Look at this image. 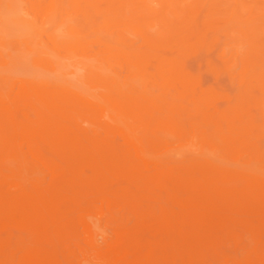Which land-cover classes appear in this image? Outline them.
Wrapping results in <instances>:
<instances>
[{
  "label": "rangeland",
  "instance_id": "rangeland-1",
  "mask_svg": "<svg viewBox=\"0 0 264 264\" xmlns=\"http://www.w3.org/2000/svg\"><path fill=\"white\" fill-rule=\"evenodd\" d=\"M0 1H4V2H0V14H2L0 15V21L3 22L2 23L3 25L7 24V21L11 22L12 29L17 31V32H14V30H12L14 34L10 32L12 34L7 35L8 36V37L6 36L7 38L5 37L6 39H8L9 37L11 39L8 41H6L5 39V42H4V44L6 43L5 46L8 43V47L11 48L13 47V44L15 43L16 45L20 46L21 45L20 43L25 42L24 44L22 43L24 46L23 45L20 46V49L21 47H23L24 50L21 49L18 51L19 47L15 45L13 47L14 49L13 48L11 50L9 48H8L9 50L5 49L7 52H9L7 53V52H4L5 50L1 51L2 49L0 48V52H2L3 54V55H0V56H3L1 57V59H4V60L0 59L1 60L0 61V78H1L0 80H3L4 77L6 76L12 77L13 75H16L17 73L16 76H13L14 80L12 77L11 84L9 85L10 88L8 86V90L4 92L5 94L4 93L0 94V117H2L1 114H3L4 115L3 117H5L7 120L9 119L10 123L15 122V121L18 123L20 121L18 128L16 129V132H15L16 137L12 141V143L15 146L16 144H18L16 147L20 153L23 151L21 153V158H20L21 161L23 159L22 161L23 164L21 163L17 166V169L19 168L18 171L20 172L15 171L16 172L15 173L12 171H5L3 174L0 175V182L3 185H5L6 182L22 175L23 173H24L23 176L29 178L31 181L37 180L40 183H47L50 181L49 171L46 170L43 162L40 159H37L36 157L32 155V153L30 152V148L28 146V142L24 140L23 135H22V132H24V128L26 127V124L24 123L27 120L26 118H23V117H27L28 113L22 112L20 114L17 113V115H15L16 114L15 111L17 110L16 108L18 107V104L20 103L19 96L16 95L15 97V94H18L20 88L22 89L23 87L24 88L31 87L33 89H38V90L39 89L48 90L51 87L54 88L56 85L57 86L61 85L66 80L74 81V80H77L78 78L84 79V83H86L85 84L86 86L93 79V74H94L93 71L94 72L98 71L100 74H104L107 84L109 83L105 87L104 86L101 87L102 95L104 94L105 97L106 96L109 97V94H113L112 96H116V95H119V93H121L123 89H125L128 92L129 91L132 93L134 92L133 94L136 95V98L140 99L139 102L142 103L143 105L135 107L131 112H128L126 115L124 114L120 116H118L117 110H112L113 112L111 111L110 113L114 116L113 118L109 119L112 123L109 120H106V122H104L103 119L101 118H95L97 115V112L93 108H92L93 110L91 108L90 109L88 108V110H84L86 112L85 114L69 111L68 114L72 122L73 121L75 122V127L82 126L86 129L89 128L88 129L89 133L93 134L97 141L103 144L106 149L112 150L116 154L113 157L104 156L100 159H97V158L91 159L87 162V164H98L99 163L102 166L105 165L110 168L113 167L115 175L119 177L120 180L126 181L127 179H130L131 177L133 180H135L136 178L140 177L141 174L145 173V170L141 167L140 160L130 150L131 149L130 146L122 138H120L119 133L115 131V127L122 126V128H124V126L130 125L132 128L135 129V131L138 133L139 136L143 135L146 137V149H147L146 150L147 151L146 153V166H147L146 167V170H147L146 177H148L146 178L147 179L146 180V185H147L146 186V202H144V200H135L134 202L128 201L127 204L121 202L119 204L112 206V210L110 211L111 212L113 211L112 212L113 214L115 215L117 214L116 216L119 219H122L126 224H129L130 226L134 225L133 218L136 215V212L138 209H140V211L144 209H148L146 210V220L150 221L149 223H152L155 225L161 220L163 216V212H167L169 215H173L175 217L176 223L177 221L178 222L181 221L182 217L190 209L191 210L194 209V211L196 209L199 210V211L197 210L195 211L197 214L202 211L201 212L202 215H205V212H206V215H209L208 211L210 214H213L214 212L215 214L216 213L223 214L226 219L222 218L220 222H221V225H223V227L224 226L226 227V228L224 227L226 230L225 229H224L225 231L222 230V233L221 232L219 233L217 240L213 241V242H216V244L213 243L211 246L208 247L207 252H209L210 255L209 253L207 254V257L204 259L205 263L203 261V264H207V262L208 264H212V261H213V264H240V263L245 264V260L247 256L249 255L254 256L252 258V264H260L261 262H258V260L255 258L256 256L255 253H257L256 252L257 244H260V247L262 246L264 247V228H263L264 218H262V216L264 215V211H263L264 210V200H263L264 199V181H262L264 180V177L261 176V174L264 173V168H263L264 167V155H263L264 154V139L260 140L262 137L264 138L263 136L264 135V127H263L264 126L263 125L264 124V113H262L264 112V97H263L264 96V60H263L264 59V44H263L264 43V0H203L204 2H202V4H200L202 0H183V1L175 0V2L174 0H162V3H161V0H149V1L148 0H141V1L135 0L136 2L140 1V3H138L139 5H137L135 1H134L135 3H132L133 0H127V2L126 0H124V2L123 0H108L107 3H106L107 0H103L105 5L102 2V0H98V1L97 0L96 1L94 0H57V1L53 0L54 5L50 9H49V5L51 3V0H33V2L37 1L35 7L30 5L31 0H18V2H20L19 4L16 0H0ZM192 1H194L193 4H190L192 3ZM199 1L200 3H197ZM93 2H95V4H93ZM206 2H208L209 4ZM170 3L171 5H169ZM188 3L189 5H187ZM121 4L123 6H121ZM99 5H100V8H99ZM120 7H121V11L119 12ZM18 8H20L21 10ZM125 8L127 10H125ZM183 8H185L186 12H184ZM57 9L60 11V13ZM142 10L144 11V13L142 12ZM167 10L169 11V14ZM129 12L133 18L128 14ZM177 12L178 13L183 12L181 13L183 16H181L180 14H177ZM92 13H95V14L92 15ZM121 13L123 17H121ZM133 13L135 16L133 15ZM116 14H118V16ZM144 14H146V16ZM128 15L130 16L131 19L128 18L129 17ZM34 16H38L39 19L37 18L36 20V17L34 18ZM41 16H44L43 17L44 19H42ZM95 16L97 17V19L95 18ZM180 16L181 18H179ZM142 17H145L143 19L146 21L138 22L140 19L142 20ZM166 17L171 18V19L173 18L172 20L170 19L173 25L170 24V22H168L169 20ZM46 18H50V19L52 18V19L51 20L48 19L49 20L48 21L46 20ZM232 18L234 19L232 20ZM84 19L86 20V22H84L85 21ZM177 19H180V21L178 20L179 21L178 22ZM149 20H152V21L147 23V21ZM230 20H231V23L232 21L233 23L236 22V24H233L234 28L232 27ZM78 22H80L81 24ZM167 22L170 24V26L169 24H167ZM48 23H50L48 27H45ZM84 23H86L87 26ZM78 24L80 25V27ZM26 25H28V27L30 28H28ZM51 25L53 26L52 30H50L52 28ZM149 25L151 26V28ZM19 26H22V28ZM225 26H227V28ZM140 27H143V28L145 27L146 29L145 28L144 29L146 31H144L143 28L140 29ZM153 27H155V29H153ZM165 27H168V28L165 29ZM170 27L173 31H171V29L169 30ZM229 27H232V29ZM74 28H76V30H73ZM149 29L152 30L153 32H151ZM32 30H35V33L34 31L33 33H31ZM161 30L163 31L162 33H161ZM177 30L179 31L177 32ZM46 31H48L47 35L44 34ZM120 31L123 33V36L121 33H119ZM115 32H118V34H115ZM30 33L31 35H34L35 38L32 39L33 36H31ZM161 34L162 35L164 34V36H162ZM231 34H234L233 37L236 36V38H232ZM229 35L230 37H228ZM63 36H66V37H63ZM60 37H63V38H60ZM114 37H115V40H114ZM118 39L120 40L118 41ZM150 39L153 43H155V45H159L160 47L159 46L156 47L150 41ZM187 39H190V40H187ZM234 39L237 41L235 42ZM257 39H260V40L257 41ZM51 40L56 44L55 46L52 44ZM111 40H114V41L117 40V41L114 42ZM255 40L257 43H259L260 46L257 45ZM98 41H101V42H98ZM184 41L186 43H184ZM17 42L19 44H17ZM117 42H120V43H117ZM50 43H51V46H50ZM105 45L107 47L106 48L107 50L105 49ZM124 45H126V47ZM38 46L40 50L39 49L37 50ZM17 47L18 49H16ZM145 47L152 50V52L147 49L144 50ZM129 48H132V49H129ZM156 50L158 51L163 50L164 54L161 52H157ZM252 51H254L255 53ZM54 52L56 54H54ZM231 52H233V55H231L232 54ZM5 54L8 55V57ZM50 54L51 55L53 54L55 56L54 57L55 59L53 58V55L51 58ZM28 56H30V59ZM82 56H83V59H82ZM241 56H243L244 58L243 57L241 58ZM254 56L256 59L254 58ZM163 57H164V60L162 59ZM20 58L21 60H19ZM85 59H87L88 62ZM166 59H168V62H166ZM226 59L227 61L230 60V62H227ZM242 59L244 60L246 59V61ZM8 61H11V62H8ZM51 61H56L54 66L52 65ZM255 61L256 63H254ZM15 62L18 64H16ZM234 63L236 65H234ZM244 65H246L245 68H244ZM168 66L169 67L171 66V67L169 68ZM96 68H99V69H96ZM54 69L56 71L53 72ZM226 69L227 70L229 69V70L227 71ZM76 70L77 72H75ZM62 72L67 73V78H65V75L61 74ZM253 72H254V75L252 74ZM40 74H41V77H47V79L39 77ZM48 75L54 76V78L51 79L50 78L51 76L49 77ZM70 75L72 76L70 77ZM170 75L173 77H170ZM181 75H182V78H181ZM255 75L257 78L254 77ZM258 76L259 77L262 76L261 77L262 79L259 80L260 78ZM49 78L53 81H50ZM167 78L168 80H165ZM247 78L249 80H247ZM60 79H61V82H60ZM180 79L182 82H180ZM192 79H196L197 81L196 80L193 81ZM257 79H258V82H260L261 84L256 82ZM55 80H59L57 81L58 83L55 82ZM186 80L188 82H185ZM189 80L191 84H189ZM183 82L186 84L184 85ZM27 84L29 87L27 86ZM168 84L170 87L166 86ZM194 85L196 86V88ZM88 86L89 85H87V87ZM165 87H169V88L167 89ZM192 87H193L192 89L193 91L190 90V88ZM135 89L138 91H136ZM185 89H188L191 92L188 90L186 91ZM108 90H112L114 93L112 91H110L111 92L110 93ZM208 91H210V93ZM193 92H195V94ZM214 92H216L217 94H215ZM189 93L190 95H188ZM197 93H198V97L201 100L198 97L197 98L195 97L197 96L196 95ZM205 95L209 96L207 97L208 101L204 99L206 97ZM172 99L177 100V101L179 100V102L185 101L184 103L186 104L183 105V102L182 103L178 102L179 104H181L179 105L177 101L175 103V101L173 102ZM195 99H198L199 101L198 100L195 101ZM119 101L117 103H119ZM204 101L206 102L204 103V105L207 106V109H206V106H203ZM161 103H164L165 105ZM156 104L159 105L158 107L160 109H158ZM190 104L191 105L193 104L192 107ZM211 104L214 105V107L215 106L216 107L214 108ZM174 105L178 106L179 108L175 107ZM149 108H151L150 111H149ZM152 108L153 109L155 108V110H153ZM253 108L254 110H252ZM185 109H187V111ZM216 110L217 111L220 110L221 115L219 114V111L217 113L219 115H217ZM240 110L244 112H241ZM245 111H248V112L245 113ZM250 111L252 112V115H251L252 119L249 116L251 113ZM242 113L243 114L245 113L244 117L243 115L241 116ZM142 114H146V118H147L146 124H141L140 121L136 120L137 116H140ZM155 114L157 115V117ZM161 114H162V117H161ZM177 115L179 116V119H177L178 118ZM199 115L202 117H200ZM212 116H214L216 119L214 120V117L211 119ZM87 117L98 120V121H102V123L98 126L99 129L96 128V130H94L95 129L94 126L91 125L92 123L87 120ZM190 117L193 119H197V121L193 119L189 121ZM236 117H238V119H235ZM152 120L155 121V123L154 122L152 123ZM182 120L183 121L185 120V121L180 123L179 121H182ZM186 120H188L187 121L188 124L186 123ZM243 120L249 123L248 128L245 127L247 125L246 123L242 124L244 123ZM218 121L222 123L225 122V123L221 125V123ZM69 122L71 121L69 120L67 123L61 122V124L60 122L59 123L54 122L53 125L47 128L49 130L46 129V131H44L42 135L43 137L45 136L44 140L46 141V142L43 141L46 145L45 144L42 145L43 146L42 149L44 150V152L51 148H54L55 146L62 147L63 145L67 143L66 137L69 134H71L70 128L74 127V125L71 126V124L73 123H69ZM202 122H204V124ZM55 123L58 125L56 126ZM135 124L137 125L135 126ZM212 124H214L216 128H214ZM225 124H226V127L224 126ZM184 125H187V126H184ZM237 125L238 127H236ZM196 126L198 128H196ZM210 127H212V130H214L215 133L214 131L210 129ZM242 128H244V130ZM20 129L23 131L20 132ZM185 130H187L188 133ZM178 131L180 132L182 131V132L180 133ZM184 131L186 132V134ZM200 131H202L203 133ZM241 132L243 136H241L240 134ZM248 132L250 134H248ZM244 133H246L248 136L246 135L244 136ZM48 135L50 136V138L47 137ZM187 136H189L190 138ZM195 136L196 138H194ZM235 137H237V139H235ZM251 137H253V139ZM197 138L199 141L197 140ZM218 138L221 140H219ZM222 138H224L225 140ZM249 138L251 139V141ZM120 139H121L122 144H120L119 142ZM242 139H243V142H242ZM52 140L54 142H52ZM184 140L186 141V143ZM148 141H151V144L155 142L153 145L154 146L153 148L155 150H153V148L151 149L152 146L150 145ZM212 141L215 142V144ZM232 141H235V143L237 144L239 143V141H241L242 144L239 143L238 145H236V144H233ZM50 142L52 143V145L54 144L55 146L53 145L52 147L50 145L51 144ZM144 142L145 141H143V143ZM59 143L60 145H58ZM147 143L149 145H147ZM157 143H158V146L157 148H155ZM118 144H120L121 147L123 146L122 149L120 145L118 146ZM48 145L50 146V148L48 147ZM192 145H195L196 147L193 146L194 147L193 148ZM198 145H199V148H197ZM124 146L127 148H125ZM214 147H217V148H214ZM118 148L120 149L121 152L119 151ZM191 148L195 151H193ZM227 148L228 150L226 151ZM203 149H206V150H203ZM152 150L155 153H153ZM207 150L208 152H206ZM220 150L224 151V153H222V151ZM157 152L159 155L157 154ZM161 152H164V153H161ZM195 152H197L199 155L195 154ZM227 152H229V154ZM252 152L254 153V155ZM173 153L177 154V156H175ZM147 154L151 155V157L150 156L148 157ZM153 154L154 156H152ZM214 154H216L218 157H216V155ZM168 155L169 157H167ZM202 155L204 156L207 155L208 157L207 156L203 157ZM249 155H251L250 159H249ZM247 157L249 161L246 160ZM126 158H129V160ZM184 158H186L187 160ZM216 159L218 161L215 162ZM194 160L197 162L193 163L195 162ZM204 160L207 162V164ZM135 161L137 162L134 163ZM181 161L186 164L182 163ZM202 162H203V165H202ZM218 162H222V163L219 164ZM204 164H205V167H204ZM132 165H134V168H132L133 167ZM154 165H158V167L157 166L155 167ZM260 165H263V167ZM257 166L259 167V171L257 170L258 169ZM20 167H22L23 169ZM136 167L138 168L136 169ZM247 167L250 169H248ZM174 168L176 172L173 170ZM156 169L158 170L160 169V171L163 172L162 184L160 185L159 184L155 185L153 183V180H151L155 178L158 172V170ZM251 169H253V172ZM260 169L263 171V173L262 171H260ZM126 170L127 171L129 170V171L127 172ZM223 170L225 172H223ZM149 171L151 174H148ZM186 171L188 174L190 172H192V174L191 173L190 175L185 174ZM242 172L244 174H242ZM195 173L196 175H193ZM34 174L36 176H34ZM169 174H171L170 178L172 179H169ZM129 175L131 177H129ZM176 175L179 177H177ZM201 175L203 176L201 177ZM189 178L190 179L192 178V179L189 180ZM230 178L232 179L231 181L229 180ZM186 179L187 181H185ZM166 180L173 185L170 184L171 185L170 186ZM148 181L152 183L150 184L148 183L149 184L148 185L147 184ZM184 181L186 183L187 182H190V183L186 184ZM219 181L220 182L222 181L223 184L225 183V185H223ZM176 182H179V183H176ZM209 182H211V184H209ZM164 183H168V184H164ZM184 184L189 185V186L186 187V185ZM196 184H198L199 187H197ZM76 186H77V189H82L83 185L81 184V182H78L74 185L75 188ZM5 188L8 191L12 190L10 186L8 185H5ZM187 188H188V191L186 190ZM121 190L126 193L127 191H129V188L126 187V185H124L121 187ZM128 194L131 196L130 192H128ZM187 194H189L191 197ZM259 194L261 195L262 200ZM201 196H203L204 200L201 198ZM135 197L136 195H134L131 200H133ZM192 197L195 199H193ZM150 198L152 199L154 198L153 201L155 202H151L152 199ZM208 198H212V199L209 200ZM92 200H94L93 204L98 209L99 208L102 209L103 212L109 211L108 206L104 204L101 199L92 198ZM196 200L198 202H195ZM257 200H259V202L261 203H259ZM147 201H149L150 203ZM209 201L212 204V206L209 203ZM203 202H204V205L206 206L202 204ZM239 202L242 204V206L245 205L244 206L245 208L242 207L241 205H239L240 206L239 208L238 207V204H240ZM196 203L199 205L196 206ZM145 204L147 208L144 207ZM164 204H166L167 206H165ZM259 204L263 208L256 207V206H259ZM149 205L151 208L149 207ZM200 205L203 206L207 211L205 209L204 210L200 209L201 208ZM209 205L214 209L210 208ZM214 205L216 206V210H215V207H213ZM234 205L236 207H234ZM125 210L128 212V214L127 212H125ZM153 210L155 212H153ZM210 210L212 211L210 212ZM218 210L221 212H219ZM230 211L236 212V213L231 214ZM238 212H240L241 214L244 213V215H241ZM245 213L247 214L245 215ZM201 214L199 215L201 216ZM255 214H257V216ZM94 215L97 220L99 219L103 222L104 225L106 224V217L98 214L100 216L99 218L97 214H94ZM232 215L235 217H233ZM252 220H255V221H252ZM256 221L258 223L260 222V224L263 223V225L261 224L263 227L259 226L260 228H258L259 224ZM227 222L228 224H231L232 228L234 227L236 229L234 228L232 229L230 225L229 226L226 225ZM245 222H248V223L250 222L249 223L250 226L248 223H245ZM241 223L243 224L245 223V224L243 225ZM252 223L255 224L256 226H254ZM184 225L188 230L193 229V223L187 222V223H184ZM202 225L203 226L205 225L204 222L201 224V226ZM107 226H108L107 227L108 232L112 233V226L109 224ZM191 226L192 228H189ZM203 228L207 229L206 226H204ZM157 231H158V228H156V226L147 225L146 229L144 230V235H146L147 238H150V236L152 238L154 234H156ZM229 231H231V233H229ZM235 232L236 233L238 232L239 234H236ZM14 233H16L15 230H14ZM223 234H225L226 236ZM226 237L228 239H225ZM239 239L241 241H239ZM244 243H247V244L249 243L248 247H247V244H244ZM224 244H225V247H224ZM229 244L231 247L229 246ZM79 246H85V244H84L81 234H79V231H78V234L76 235V237H74L72 240L69 241V247H70V250L74 254H78ZM223 248L225 249L223 250ZM226 252L228 253V256ZM189 259H190V253L188 251H181L176 254L170 255V257L168 258V263L169 264H190ZM93 261L98 264L100 263L98 259H93Z\"/></svg>",
  "mask_w": 264,
  "mask_h": 264
},
{
  "label": "bare ground",
  "instance_id": "bare-ground-1",
  "mask_svg": "<svg viewBox=\"0 0 264 264\" xmlns=\"http://www.w3.org/2000/svg\"><path fill=\"white\" fill-rule=\"evenodd\" d=\"M18 2V0H16ZM57 1V0H56ZM96 1V0H94ZM98 1V0H97ZM135 0H133L132 3ZM141 1V0H140ZM136 2L137 5H139ZM149 1V0H148ZM183 1V0H182ZM0 2H4V1H0ZM15 2V1H14ZM37 2V1H36ZM36 2L33 0H31V6L35 7L36 6ZM65 2V1H64ZM103 2V0H102ZM108 2V0L106 1V3ZM124 2V0H123ZM127 2V0H126ZM166 2V1H165ZM173 2V1H171ZM175 2V0H174ZM194 1H192L193 4ZM196 2V1H195ZM202 2H204L203 0L197 3L202 4ZM20 2H18L19 4ZM88 3V2H87ZM98 3V2H96ZM104 3V2H103ZM102 3V4H103ZM119 3V1H118ZM162 3V0H161ZM177 3V2H176ZM189 3L187 5H189ZM208 3V2H206ZM67 4V3H65ZM64 4V5H65ZM89 4V3H88ZM93 4H95V2H93ZM123 4V3H122ZM121 4V6H123ZM126 4V3H125ZM209 4V3H208ZM238 4V3H236ZM21 5V4H20ZM54 5V1L51 0V3L49 5V9L51 7H53ZM60 5V4H59ZM58 5V7H59ZM87 5V4H86ZM101 5V4H100ZM99 5V8H100ZM105 5V3H104ZM108 5V4H107ZM134 5V4H133ZM132 5V6H133ZM171 5V3L169 4ZM178 5V4H177ZM199 5V4H198ZM81 6V5H80ZM85 6V5H84ZM96 6V5H95ZM128 6V5H127ZM181 6V5H180ZM186 6V5H184ZM20 7V6H19ZM22 7V6H21ZM68 7V6H67ZM91 7V6H90ZM93 7V5H92ZM104 7V6H103ZM109 7V6H108ZM126 7V6H125ZM170 7V6H169ZM168 7V8H169ZM2 8V7H1ZM26 8V7H25ZM63 8V7H62ZM102 8V7H101ZM110 8V7H109ZM119 8V7H118ZM124 8V7H122ZM127 8V7H126ZM125 8V10H127ZM182 8V7H181ZM3 9V8H2ZM20 9V8H18ZM84 9V8H83ZM106 9V8H105ZM137 9V8H136ZM184 12L185 11V8ZM211 9V8H210ZM21 10V9H20ZM58 10V9H57ZM101 10V9H99ZM112 10V9H111ZM124 10V9H122ZM237 10V8H236ZM235 10V12H236ZM11 11V10H10ZM17 11V10H16ZM59 11V10H58ZM92 11V10H90ZM89 11V12H90ZM117 11V10H116ZM121 11V7L119 12ZM130 11V10H128ZM132 11V10H131ZM168 11V10H167ZM4 12V11H3ZM94 12V11H92ZM113 12V11H111ZM123 12V11H122ZM127 12V11H126ZM125 12V13H126ZM142 12L144 13V11L142 10ZM141 12V13H142ZM146 12V11H145ZM165 12V11H163ZM172 12V11H171ZM212 12V11H211ZM210 12V13H211ZM47 13V12H46ZM60 13V11H59ZM107 13V12H105ZM142 13V14H143ZM173 13V12H172ZM181 13L183 12H177V14H180L181 16H183ZM209 13V11H208ZM12 14V13H11ZM48 14V13H47ZM95 13H92V15ZM104 14V13H103ZM102 14V16H103ZM130 15V12L128 13ZM169 14V11H168ZM212 14V13H211ZM235 14V13H234ZM233 14V15H234ZM2 15V14H0ZM44 15V14H43ZM90 15V14H89ZM106 15V14H105ZM111 15V14H110ZM118 16V14H116ZM125 15V14H123ZM127 15V14H126ZM128 15V16H129ZM134 15V13H133ZM146 16V14H144ZM143 15V16H144ZM209 15V14H208ZM5 16V15H4ZM27 16V15H26ZM29 16V15H28ZM91 16V15H90ZM131 16V15H130ZM130 16L128 18H130ZM135 16V15H134ZM172 16V15H171ZM181 16L179 18H181ZM202 16V15H201ZM31 17V16H30ZM36 17V20L38 18V16H34V18ZM42 19H44V16H41ZM48 17V16H47ZM88 17V16H87ZM86 17V18H87ZM107 17V16H106ZM121 17L122 13H121ZM132 17V16H131ZM168 17V16H167ZM166 17V18H167ZM3 18V17H2ZM95 18L97 19V17L95 16ZM101 18V17H100ZM133 18V17H132ZM135 18V17H134ZM137 18V17H136ZM139 18V16H138ZM142 17V20L140 19L138 22L141 21H146L144 20ZM176 18V17H175ZM39 19V18H38ZM50 18H46V20H48ZM52 19V18H51ZM50 19V20H51ZM83 19V18H82ZM81 19V20H82ZM91 19V18H90ZM127 19V18H126ZM131 19V18H130ZM129 19V20H130ZM151 19V18H149ZM170 22V24H172L171 18H167ZM171 19V20H170ZM234 18H232L233 20ZM33 20V19H32ZM80 20V19H79ZM85 20V19H84ZM83 20V21H84ZM104 20V19H103ZM125 20V19H124ZM153 20V19H152ZM152 20L147 21L150 22ZM156 20V19H155ZM165 20V19H164ZM180 21V19H177V21ZM49 21V20H48ZM56 21V20H55ZM54 21V22H55ZM82 21V22H83ZM101 21V20H99ZM136 21V20H135ZM163 21V20H161ZM178 21V22H179ZM235 21V20H234ZM86 22V20L84 21ZM88 22V21H87ZM155 22V21H154ZM160 22V21H159ZM167 22V24H169ZM228 22V20H227ZM240 22V21H239ZM3 22L0 21V48L2 49L1 51H4L5 49L7 50L8 47V43H7V48L4 44L5 39L8 37L7 35L9 34H14L15 31L14 29H12V23L7 21V24H2ZM52 23V22H51ZM80 23V22H78ZM165 23V22H164ZM231 23V20H230ZM50 23H48L45 27H48ZM66 24V23H65ZM64 24V25H65ZM81 24V23H80ZM86 25V23H84ZM144 24V22H143ZM155 24V23H154ZM166 24V25H167ZM169 24V26H170ZM233 24L231 23L232 27L234 28ZM29 25V24H28ZM28 25H26L28 27ZM79 25V24H78ZM77 25V26H78ZM90 25V24H89ZM157 25V24H156ZM173 25V24H172ZM52 26V25H51ZM50 26V27H51ZM87 26V25H86ZM141 26V25H140ZM150 26V25H149ZM168 26V27H169ZM228 26V25H227ZM227 26H225L227 28ZM230 26V25H229ZM18 27V26H17ZM22 28V26H19ZM25 27V26H24ZM26 27V29H27ZM55 27V26H54ZM80 27V25H79ZM85 27V26H84ZM89 27V26H88ZM96 27V26H95ZM168 27H165V29H167ZM176 27V26H175ZM232 27H229L232 29ZM236 27V26H235ZM30 28V27H28ZM91 28V27H90ZM103 28V27H102ZM143 27H140V29H142ZM145 28V27H144ZM143 28L144 31H146ZM149 28V27H148ZM151 28V26H150ZM177 28V27H176ZM225 28V30H226ZM238 28V27H237ZM244 28V26H243ZM32 29V28H31ZM53 29V26L50 30ZM126 29V28H125ZM128 29V28H127ZM153 29H155V27H153ZM164 29V27H163ZM171 29V27L169 28V30ZM180 29V27H179ZM12 30H14V32H12ZM49 30V31H50ZM61 30V29H60ZM73 30H76V28H74ZM120 30V29H119ZM123 30V29H122ZM150 30V29H149ZM247 30V29H246ZM25 31V30H24ZM35 33V30H32L31 33ZM66 31V30H65ZM125 31V30H124ZM129 31V30H128ZM142 31V32H144ZM148 31V30H147ZM151 32H153L152 30H150ZM149 31V32H150ZM166 31V30H165ZM171 31H173L171 29ZM176 31V30H175ZM179 30H177L178 32ZM228 31V30H227ZM12 32V33H10ZM83 32V31H82ZM155 32V31H154ZM163 31L161 30V33ZM176 32V33H177ZM236 32V31H235ZM246 32V31H245ZM249 32V31H248ZM30 33V35H31ZM74 33V32H73ZM71 33V34H73ZM85 33V32H84ZM83 33V34H84ZM104 33V32H102ZM119 33L122 34L123 33L120 31ZM129 33V32H128ZM132 33V32H131ZM134 33V32H133ZM180 33V32H179ZM45 35L48 34V31H46L44 33ZM111 34V32H110ZM115 34H118V32H115ZM140 34V33H139ZM144 34V33H143ZM16 35V34H15ZM96 35V34H95ZM94 35V36H95ZM131 35V34H130ZM136 35V34H135ZM134 35V36H135ZM162 35V34H161ZM178 35V34H177ZM234 34H231L232 38H236V36L233 37ZM260 35V34H259ZM7 36V37H6ZM28 36V35H27ZM33 38H35L34 35ZM98 36V35H97ZM125 36V35H124ZM128 36V35H127ZM132 36V35H131ZM164 36V34L162 35ZM261 36V35H260ZM263 36V35H262ZM6 37V38H5ZM24 37V36H22ZM66 37V36H63ZM60 37V38H63ZM100 37V36H99ZM133 37V36H132ZM227 37V36H226ZM230 37V35L228 36ZM17 38V37H16ZM137 38V37H136ZM14 39V38H12ZM20 39V38H19ZM22 39V38H21ZM102 39V38H101ZM113 39V38H112ZM131 39V38H130ZM143 39V38H142ZM145 39V38H144ZM152 39V38H151ZM150 39V41H151ZM231 39V38H230ZM11 40L10 37L8 39H6V41ZM84 40V39H83ZM115 40V37H114ZM111 40V41H114ZM120 39H118L119 41ZM146 40V39H145ZM184 40V39H183ZM190 40V39H187ZM185 40V41H187ZM235 40V39H234ZM260 39H257V41ZM17 41V40H16ZM52 41V40H51ZM57 41V40H56ZM92 41V40H91ZM117 41V40H116ZM114 41V42H116ZM128 41V40H127ZM184 41V43H186ZM229 41V40H228ZM237 40H235L236 42ZM12 42V41H11ZM22 42V41H20ZM29 42V41H28ZM101 42V41H98ZM134 42V41H133ZM152 42V41H151ZM256 42V40H255ZM10 43V42H9ZM14 43V42H13ZM23 43V42H22ZM22 43H20L21 45H23ZM31 43V42H30ZM29 43V44H30ZM120 43V42H117ZM132 43V42H131ZM153 43V42H152ZM257 43V42H256ZM12 44V43H11ZM17 44H19L17 42ZM52 44L55 46L56 44L52 41ZM115 44V43H114ZM155 45V43H153ZM264 44V43H263ZM10 45V44H9ZM16 45L13 44V47ZM20 45V46H21ZM31 45V44H30ZM46 45V44H45ZM44 45V46H45ZM257 45H259V43H257ZM12 46V45H11ZM18 46V45H16ZM18 47L16 49L21 50L23 49V47H21L20 49ZM24 46V45H23ZM51 46V43H50ZM103 46V45H102ZM121 46V45H119ZM126 47V45H124ZM156 47L159 45H155ZM176 46V45H175ZM260 46V45H259ZM9 48L10 50L13 48ZM53 47V46H52ZM160 47V46H159ZM257 47V46H256ZM59 48V47H58ZM106 45H105V49H106ZM8 49V50H9ZM14 49V48H13ZM40 50L39 46L37 48V50ZM132 49V48H129ZM134 49V48H133ZM136 49V48H135ZM143 49V48H141ZM150 50L149 48H144V50ZM162 49V48H161ZM239 49V48H238ZM4 52H7V51ZM24 50V49H23ZM22 50V52H23ZM59 50V49H58ZM107 50V49H106ZM233 50V49H231ZM252 50V49H251ZM17 51V50H16ZM14 51V52H16ZM27 51V50H25ZM32 51V50H31ZM42 51V50H41ZM152 52V50H150ZM154 51V49H153ZM157 52H161L164 54V51H158ZM163 51V52H162ZM171 51V50H170ZM235 51V50H234ZM255 51V49H254ZM252 51V52H254ZM3 52V53H4ZM13 52V51H12ZM21 52V53H22ZM114 52V50H113ZM148 52V51H147ZM166 52V50H165ZM251 52V51H250ZM9 53V52H7ZM34 53V52H33ZM32 53V54H33ZM73 53V52H72ZM172 53V52H171ZM170 53V54H171ZM233 55V52H231ZM255 53V52H254ZM27 54V53H26ZM31 54V53H30ZM54 54H56L54 52ZM107 54V53H106ZM169 54V52H168ZM0 55H3L2 52H0ZM6 55V54H5ZM13 55V54H12ZM51 55V54H50ZM53 55V54H52ZM51 55V58H52ZM8 57V55H6ZM36 56V55H35ZM47 56V54H46ZM230 56V55H229ZM3 56H0V59ZM5 57V58H7ZM30 59V56H28ZM55 56L53 55V58ZM243 56H241L242 58ZM17 58V57H16ZM15 58V59H16ZM63 58V57H61ZM67 58V56H66ZM70 58V57H69ZM166 58V57H165ZM230 58V57H228ZM240 58V57H239ZM238 58V59H239ZM244 58V57H243ZM255 58V56H254ZM262 58V57H261ZM260 58V59H261ZM18 59V58H17ZM28 59V58H27ZM28 59V60H29ZM55 59V58H54ZM83 59V56H82ZM93 59V58H91ZM164 60V57L162 58ZM256 59V58H255ZM4 60V59H1ZM0 60V61H1ZM8 60V59H7ZM21 60V58L19 59ZM59 60V59H58ZM65 60V59H63ZM68 60V59H67ZM73 60V59H72ZM87 62L88 60L85 59ZM244 60V59H242ZM258 60V59H257ZM264 60V59H263ZM26 61V60H25ZM62 61V59H61ZM180 61V60H178ZM227 61V59H226ZM235 61V60H234ZM246 61V59L244 60ZM243 61V62H244ZM11 62V61H8ZM29 62V61H28ZM52 65L54 66L56 61H51ZM166 62H168V59H166ZM227 62H230L227 61ZM248 62V61H247ZM16 63V62H15ZM237 63V62H236ZM245 63V62H244ZM256 63V61L254 62ZM18 64V63H16ZM15 64V65H16ZM167 64V63H166ZM247 64V63H246ZM13 65V64H12ZM63 65V64H62ZM174 65V64H173ZM234 65H236L234 63ZM99 66V65H98ZM167 66V65H166ZM172 66V65H171ZM170 66V67H171ZM228 66V65H227ZM69 67V66H68ZM169 67V66H168ZM169 67V68H170ZM215 67V66H214ZM213 67V68H214ZM225 67V66H224ZM233 67V65H232ZM246 67V65H244V68ZM262 67V66H261ZM231 68V67H230ZM242 68V67H241ZM243 68V70H244ZM253 68V67H251ZM263 68V67H262ZM40 69V68H39ZM99 69V68H96ZM152 69V68H151ZM168 69V68H167ZM233 69V68H232ZM231 69V71H232ZM78 70V68H77ZM77 70L75 72H77ZM150 70V69H149ZM170 70V69H169ZM215 70V69H214ZM227 70V69H226ZM225 70V71H226ZM229 70V69H228ZM227 70V71H228ZM56 71L55 69L53 70V72ZM67 71V70H66ZM104 71V70H103ZM239 71V70H238ZM4 72V71H3ZM45 72V71H44ZM92 72V71H91ZM93 79L87 84L89 85L87 87V85L85 86L86 83H84V79H77L74 81H69L66 80L64 81L61 85L59 86H55L54 88L51 87L48 90H38V89H33V88H20L18 94H15L19 96L20 98V103L18 104V107L15 109V115L20 114L22 112H27V117H23L26 118L27 120L25 121L24 124H26V129L24 128V132H22L23 130L20 129V132H22L23 138L24 140H26L28 142V146L30 148V152L32 153V155L34 157H36L37 159H40L43 164L44 167L46 168V170L49 171L50 173V181L47 183H40L39 181L35 180V181H31L29 178L23 176L22 175L6 182L5 185L10 186V188L12 189L11 191L6 190L5 185H3L0 182V264H98L96 262L93 261V259H98L99 260V264H169L168 263V258L170 257V255L176 254L178 252L181 251H188L190 253V264H203L204 259L207 257V254L209 252H207V249L209 246H211L213 243L216 244V242H213L214 240H217V237L219 235V233H222V230L225 231L226 227L224 228L223 225H221V220L222 218H225L223 214H218L215 212L213 214H210L208 211L209 215H202L201 212L200 213H196L194 209H190L187 211V213L182 217L181 221H177V223L175 222V217L173 215H169L167 212H163V216L161 218V220L155 225L152 223H149L150 221L146 220V210L148 209H144L141 210L138 209L136 212V215L134 216L133 220H134V225L130 226L129 224H126L122 219H119L115 214H113L110 210H112V206L119 204V203H126L128 201H132L134 202L135 200H144V202H146V153H147V149H146V137L145 136H139L138 133L135 131L134 128H132L130 125L129 126H124V128H122V126H116L115 127V131H117L119 133L120 138H122L129 146H130V150L134 153V155L140 160V165L141 167L145 170V173L141 174L140 177L136 178L135 180L132 179V177L129 175V177H131L130 179H127L126 181H122L119 179V177H117L114 173V168H110L108 166L105 165H100L98 164H87V162L91 159H100L104 156H111L113 157L115 154L114 151L112 150H108L104 147L103 144H101L99 141L96 140L95 136L91 133H89V128L86 129L82 126H78L75 127V122L70 119L69 116V111L70 112H75V113H82L85 114L86 112L84 110H88V108L90 109H95V111L97 112V115L95 118H101L103 119L104 122H106V120H109L110 118H113L114 115H112L110 112L112 110H117L118 116L120 115H126L128 112H131L135 107L141 106L143 105L142 103H140V99L136 98V95H134L132 92H128L127 90L123 89L121 91V93H119V95L116 96H112L113 94H109V97L103 94L102 95V90L101 87H105L107 84L106 82V78L104 76V74H100L98 71H93ZM170 73V72H169ZM168 73V74H169ZM239 73V72H237ZM5 74V73H3ZM2 74V75H3ZM7 74V73H6ZM61 74L65 75V78H67V73L66 72H62ZM171 74V73H170ZM242 74V72H241ZM254 75V72L252 73ZM13 75V74H12ZM11 75V76H12ZM17 75V73H16ZM13 75V76H16ZM174 75V74H173ZM12 76V77H13ZM49 76V75H48ZM51 76V75H50ZM49 76V77H50ZM72 75H70L71 77ZM152 76V75H151ZM156 76V75H155ZM180 76V75H179ZM178 76V78H179ZM263 76V74H262ZM261 76V77H262ZM3 77V76H2ZM12 77H4L3 80H0V94L4 93L5 91L8 90V86L11 84L12 81ZM38 77V76H37ZM41 77V74L40 76ZM69 77V78H70ZM170 77H173L170 75ZM193 77V76H192ZM249 77V76H248ZM253 77V76H252ZM256 77V75L254 76ZM253 77V78H254ZM259 77V76H258ZM259 77L261 80L262 78ZM28 78V77H27ZM44 79H47V77H41ZM51 79L54 78V76L50 77ZM49 78L50 81H53ZM76 78V77H75ZM74 78V79H75ZM182 78V75H181ZM188 78V77H187ZM257 78V77H256ZM1 79V78H0ZM153 79V78H152ZM186 79V78H185ZM14 80V77H13ZM30 80V79H29ZM165 80H168L165 79ZM183 80V79H182ZM193 81H195L196 79H192ZM247 80H249L247 78ZM246 80V81H247ZM27 81V80H26ZM59 80H55V82H57ZM197 81V80H196ZM255 81V80H254ZM61 82V79H60ZM59 82V83H60ZM180 82L181 79H180ZM185 82H188L187 80ZM202 82V81H201ZM258 82V79L257 81ZM58 83V82H57ZM166 83V82H165ZM172 83V82H171ZM178 83V82H177ZM184 83V82H183ZM194 83V82H193ZM196 83V82H195ZM260 83V82H258ZM186 83H184L185 85ZM189 84H191L190 80H189ZM197 84V83H196ZM245 84V83H244ZM261 84V83H260ZM165 85V84H164ZM178 85V84H177ZM188 85V84H187ZM28 86V84H27ZM166 86H169L166 85ZM181 86V85H180ZM195 86V85H194ZM263 86V85H262ZM29 87V86H28ZM88 89H87V88ZM170 87V86H169ZM169 87H165V88H169ZM182 87V86H181ZM180 87V88H181ZM7 88V89H6ZM10 88V86H9ZM134 88V87H133ZM187 88V86H186ZM196 88V86H195ZM192 88H190V90H192ZM261 89V88H260ZM105 90V89H104ZM136 90V89H135ZM186 91L188 89H185ZM188 90V91H190ZM109 92L112 90H108ZM138 91V90H136ZM193 91V90H192ZM199 91V90H198ZM258 91V90H257ZM113 92V91H112ZM144 92V91H143ZM191 92V91H190ZM210 93V91H208ZM261 92V91H260ZM111 93V92H110ZM114 93V92H113ZM195 94V92H193ZM204 93V92H203ZM215 94H217L216 92H214ZM213 93V94H214ZM5 94V93H4ZM137 94V93H136ZM166 94V93H165ZM180 94V93H179ZM185 94V93H183ZM206 94V93H205ZM212 94V95H213ZM214 94V95H215ZM219 94V93H218ZM221 94V93H220ZM190 95V93L188 94ZM197 96H195L196 98L198 97V93L196 94ZM202 95V94H201ZM164 96V95H163ZM181 96V95H180ZM183 96V95H182ZM187 96V95H186ZM206 96V95H205ZM220 96V95H219ZM117 97V99H116ZM177 97V96H176ZM188 97V96H187ZM206 96L204 99L207 100ZM264 97V96H263ZM181 98V97H180ZM199 98V97H198ZM154 99V97H153ZM178 99V98H177ZM200 99V98H199ZM13 100V99H12ZM15 100V99H14ZM120 100V101H119ZM167 100V99H166ZM170 100V99H169ZM198 99H195V101ZM201 100V99H200ZM119 101V103H117ZM172 101L176 103L177 100H173ZM182 101V99H181ZM194 101V100H193ZM199 101V100H198ZM208 101V100H207ZM211 101V100H210ZM209 101V102H210ZM145 102V101H144ZM179 102V100L177 101V103ZM183 105L186 104L184 103L185 101H182ZM179 102V103H182ZM208 102V103H209ZM157 103V101H156ZM170 103V102H169ZM168 103V104H169ZM178 103V104H179ZM200 103V102H199ZM204 103H206L205 101L203 102V106ZM207 103V104H208ZM262 103V102H261ZM140 104V105H139ZM149 104V103H148ZM164 104V103H161ZM173 104V103H172ZM157 105V104H156ZM165 105V104H164ZM181 105V104H179ZM191 105V104H190ZM193 105V104H192ZM191 105V107H192ZM198 105V104H197ZM212 105V104H211ZM220 105V104H219ZM159 105H157L158 107ZM163 106V105H161ZM160 106V107H161ZM167 106V105H166ZM175 107H178L176 105H174ZM214 107V105H212ZM171 107V106H170ZM188 107V106H187ZM216 107V106H215ZM214 107V108H215ZM221 107V106H220ZM261 107V106H260ZM14 108V107H12ZM11 108V109H12ZM156 108V107H155ZM155 108L153 110H155ZM179 108V107H178ZM190 108V107H189ZM213 108V109H214ZM263 108V107H262ZM92 109V110H93ZM151 108H149L150 111ZM158 109H160L158 107ZM172 109V108H171ZM181 109V108H180ZM191 109V108H190ZM198 109V108H197ZM203 109V108H202ZM207 109V106H206ZM218 109V108H217ZM220 109V108H219ZM5 110V109H4ZM166 110V109H165ZM173 110V109H172ZM183 110V109H182ZM187 111V109H185ZM211 110V109H210ZM215 110V109H214ZM212 110V111H214ZM254 110V108L252 109ZM262 110V109H261ZM178 111V110H176ZM181 111V110H180ZM219 114L221 113L220 110ZM218 111L216 110V114L218 113ZM241 112H244L242 110H240ZM90 112V111H89ZM93 112V111H92ZM113 112V111H112ZM155 112V111H154ZM248 111H245V113ZM251 112V111H250ZM249 112V113H250ZM2 113V112H1ZM176 113V112H175ZM180 113V112H179ZM188 113V112H187ZM245 113L241 114V116L245 115ZM264 113V112H262ZM30 114V115H29ZM96 114V113H94ZM148 114V113H147ZM164 114V113H163ZM172 114V113H171ZM215 114V113H214ZM215 114V115H216ZM217 114V115H219ZM2 117H0V175L3 174L5 171H12V172H20L17 169V166L19 164H23V159L21 161V153L23 152H19L17 149V145H13L12 141L15 139L16 135V129L18 128L19 122L17 123L15 120V122H9V119L7 120L5 117H3L4 115L1 114ZM14 115V117H15ZM93 115V114H92ZM156 115V114H155ZM160 115V114H159ZM186 115V114H185ZM194 115V114H192ZM191 115V116H192ZM210 115V114H209ZM208 115V116H209ZM214 115V116H215ZM221 115V114H220ZM223 115V114H222ZM226 115V114H225ZM239 115V114H238ZM252 115V112L250 113V117ZM116 116V115H115ZM166 116V115H165ZM178 116V115H177ZM200 116V115H199ZM212 116L211 119L214 117ZM240 116V117H241ZM157 117V115H156ZM155 117V119H156ZM162 117V114H161ZM202 117V116H200ZM199 117V118H200ZM216 117V116H215ZM214 117V120L217 118ZM222 117V116H221ZM239 117V116H238ZM238 117H236L235 119H238ZM10 118V117H9ZM131 118V116H130ZM164 118V117H163ZM173 118V117H172ZM209 118V117H208ZM207 118V119H208ZM220 118V117H219ZM242 118V117H241ZM247 118V117H246ZM20 119V118H19ZM146 114H142L140 116H137L138 121L141 122V124H146ZM179 119V116L178 118ZM176 119V120H177ZM185 119V118H184ZM193 119L190 117L189 121ZM206 119V120H207ZM252 119V117H251ZM250 119V120H251ZM11 120V119H10ZM71 121L69 123H73L71 124L74 125V127L70 128V132L71 134H69L66 137V141L67 143L65 145L61 146H55L54 144V148H51L47 151L44 152V150L42 149V145L45 144L43 141L45 136L43 137V133L44 131H46L47 128H49L51 125H53L54 122H68ZM87 120L90 121L94 126V130H96V128H98V126L102 123V121H98L92 118L87 117ZM162 120V119H161ZM196 120L197 119H193ZM210 120V119H209ZM213 120V121H214ZM245 120V119H244ZM243 120V121H244ZM248 120V119H247ZM249 120V122H250ZM18 121V120H17ZM24 121V120H23ZM110 121V120H109ZM185 121V120H184ZM179 121L181 122H184ZM188 120H186L187 123ZM226 121V120H225ZM246 121V120H245ZM242 124H247L245 127L248 128V122H245ZM81 122V121H80ZM103 122V123H104ZM111 122V121H110ZM155 123V121L152 120V123ZM158 122V121H157ZM175 122V121H174ZM206 122V121H205ZM220 122V121H218ZM239 122V121H238ZM55 125L57 126L58 124ZM88 123V122H87ZM112 123V122H111ZM164 123V122H163ZM173 123V122H171ZM195 123V122H194ZM193 123V124H194ZM197 123V122H196ZM204 124V122H202ZM207 123V122H206ZM213 123V122H212ZM221 125L224 124L225 122H220ZM120 124V122H119ZM138 124V123H137ZM135 124V126L137 125ZM175 124V123H174ZM188 124V123H187ZM192 124V123H190ZM189 124V125H190ZM211 124V122H210ZM219 124V123H218ZM216 124V125H218ZM241 124V123H240ZM251 124V123H250ZM106 125V124H105ZM108 125V124H107ZM139 125V124H138ZM181 125V124H180ZM206 125V124H205ZM214 126V128H216V126L214 124H212ZM210 125V126H212ZM264 125V124H263ZM86 126V125H85ZM91 126V127H93ZM156 126V125H154ZM187 126V125H184ZM195 126V125H194ZM209 126V125H208ZM206 126V127H208ZM226 127V124L224 125ZM250 126V125H249ZM89 127V126H87ZM106 127V126H105ZM104 127V128H105ZM114 127V126H113ZM126 127V128H125ZM173 127V126H172ZM176 127V126H175ZM221 127V126H220ZM224 127V128H225ZM238 127V125L236 126ZM240 127V125H239ZM264 127V126H263ZM101 128V127H100ZM103 128V127H102ZM112 128V127H110ZM174 128V127H173ZM179 128V127H178ZM182 128V127H180ZM196 128H198L196 126ZM218 128V127H217ZM23 129V128H22ZM99 129V128H98ZM187 129V128H186ZM210 129L212 130V127H210ZM221 129V128H220ZM238 129V128H237ZM244 130V128H242ZM246 129V128H245ZM49 130V129H47ZM178 130V129H177ZM201 130V129H200ZM217 130V129H216ZM239 130V129H238ZM99 131V130H97ZM155 131V130H154ZM175 131V129H174ZM187 132V130H185ZM184 131V132H185ZM196 131V130H195ZM214 131V130H212ZM224 131V130H223ZM221 131V132H223ZM242 131V130H241ZM252 131V130H251ZM158 132V131H157ZM180 132V131H178ZM182 132V131H181ZM180 132V133H181ZM185 132V134H186ZM202 132V131H200ZM211 132V131H210ZM217 132V131H216ZM219 132V130H218ZM69 133V132H68ZM188 133V132H187ZM199 133V132H198ZM203 133V132H202ZM201 133V134H202ZM213 133V132H212ZM211 133V134H212ZM215 133V131H214ZM213 133V134H214ZM149 134V133H148ZM179 134V133H178ZM209 134V133H208ZM241 136L242 132L240 133ZM248 134H250L248 132ZM150 135V134H149ZM210 135V134H209ZM248 136L246 133H244V136ZM53 136V135H52ZM205 136V135H204ZM216 136V135H214ZM264 136V135H263ZM48 138H50V136H47ZM185 137V136H184ZM189 137V136H187ZM239 137V136H238ZM255 137V136H254ZM261 137V136H259ZM47 138V139H48ZM190 138V137H189ZM196 138V136L194 137ZM202 138V137H201ZM200 138V140H201ZM253 139V137H251ZM156 139V138H155ZM173 139V138H172ZM183 139V138H182ZM203 139V138H202ZM219 139V138H218ZM224 139V138H222ZM235 139H237V137H235ZM245 139V138H243ZM242 139V142H243ZM250 139V138H249ZM264 139L263 137L260 139L262 140ZM108 140V139H107ZM148 140V139H147ZM152 140V139H151ZM157 140V139H156ZM179 140V139H178ZM192 140V138H191ZM198 140V138H197ZM216 140V139H215ZM214 140V141H215ZM221 140V139H219ZM225 140V139H224ZM257 140V139H256ZM118 141V140H117ZM116 141V143H117ZM143 141H145L143 143ZM185 141V140H184ZM199 141V140H198ZM246 141V140H245ZM251 141V139H250ZM46 142V141H45ZM52 142H54L52 140ZM120 144L121 143V139H120ZM118 142V143H119ZM150 143V145L152 146L151 149L154 147V143L151 144V141H148ZM211 142V141H209ZM213 142V141H212ZM233 144L238 145L239 143H241V141H239V143H235V141H232ZM237 142V141H236ZM51 143V142H50ZM159 143V142H158ZM155 146V148H157L158 146ZM182 143V142H181ZM184 143V142H183ZM186 143V141H185ZM184 143V144H185ZM215 144V142H213ZM212 143V144H213ZM118 144V146L120 145ZM183 144V145H184ZM188 144V142H187ZM200 144V143H198ZM213 144V145H214ZM46 145V144H45ZM52 147V143L50 144ZM60 145V143L58 144ZM115 145V144H114ZM147 145H149L147 143ZM178 145V144H176ZM190 145V143H189ZM188 145V147H189ZM217 145V144H216ZM171 146V145H170ZM180 146V144H179ZM195 145H192V147ZM211 146V145H210ZM48 147L50 148V146L48 145ZM121 147V145H120ZM119 147V148H120ZM123 147V146H122ZM121 147V149H122ZM125 147V146H124ZM196 147V146H195ZM22 148V147H20ZM118 148V149H119ZM127 148V147H125ZM181 148V147H179ZM185 148V147H184ZM194 148V147H193ZM197 148H199V145L197 146ZM217 148V147H214ZM222 148V147H221ZM124 149V148H123ZM169 149V148H168ZM172 149V148H171ZM178 149V148H177ZM192 149V148H191ZM223 149V148H222ZM153 150H155L153 148ZM152 150V151H153ZM157 150V149H156ZM170 150V149H169ZM168 150V151H169ZM187 150V148H186ZM193 150V149H192ZM206 150V149H203ZM214 150V149H212ZM228 150V148L226 149V151ZM120 151V149H119ZM123 151V150H122ZM128 151V150H126ZM151 151V152H152ZM164 151V150H163ZM167 151V150H165ZM173 151V150H172ZM183 151V150H182ZM190 151V150H189ZM195 151V150H193ZM210 151V150H209ZM222 151V150H220ZM225 151V149H224ZM224 151H222V153H224ZM240 151V150H239ZM242 151V150H241ZM257 151V150H256ZM121 152V151H120ZM184 152V151H183ZM198 152V151H197ZM197 152H195V154H198ZM208 152V150L206 151ZM245 152V151H244ZM243 152V153H244ZM153 153H155L153 151ZM164 153V152H161ZM193 153V152H192ZM229 154V152H227ZM251 153V152H250ZM253 153V152H252ZM149 154V153H148ZM147 154V155H148ZM158 154V152H157ZM174 154V153H173ZM191 154V153H190ZM206 154V153H205ZM226 154V153H225ZM235 154V153H234ZM23 155V154H22ZM159 155V154H158ZM157 155V156H158ZM161 155V154H160ZM170 155V154H169ZM169 155L167 157H169ZM175 156H177V154H174ZM184 155V153H183ZM186 155V154H185ZM188 155V154H187ZM192 155V154H191ZM199 155V154H198ZM209 155V153H208ZM216 155V154H214ZM252 155V154H251ZM249 155V159L250 156ZM254 155V153H253ZM264 155V154H263ZM24 156V155H23ZM123 156V155H122ZM151 157V155H148V157ZM154 156V154L152 155ZM172 156V155H171ZM170 156V157H171ZM201 156V155H200ZM203 157H206L204 155H202ZM220 156V155H219ZM128 157V156H127ZM164 157V156H163ZM193 157V156H192ZM208 157V156H207ZM216 157H218L216 155ZM222 157V156H221ZM24 158V157H23ZM191 158V157H190ZM211 158V157H209ZM243 158V157H242ZM255 158V157H254ZM122 159V158H121ZM129 160V158H126ZM163 159V158H162ZM173 159V158H172ZM180 159V158H179ZM182 159V158H181ZM186 159V158H184ZM246 159V158H245ZM256 159V158H255ZM127 160V162H128ZM137 160V159H136ZM187 160V159H186ZM196 160V159H195ZM194 160V161H195ZM202 160V159H201ZM223 160V159H221ZM248 160V157L247 159ZM252 160V159H251ZM263 160V159H262ZM190 161V160H189ZM192 161V160H191ZM199 161V160H198ZM205 161V160H204ZM218 161L217 159L215 160V162ZM249 161V160H248ZM247 161V162H248ZM257 161V160H256ZM36 162V161H35ZM34 162V163H35ZM137 161H135L134 163H136ZM182 162V161H181ZM180 162V163H181ZM188 162V161H187ZM197 161L193 162L196 163ZM206 162V161H205ZM232 162V161H231ZM184 163V162H182ZM190 163V162H189ZM219 164L222 162H218ZM217 163V164H218ZM252 163V162H251ZM258 163V162H257ZM163 164V163H162ZM171 164V163H170ZM169 164V165H170ZM186 164V163H184ZM192 164V163H191ZM207 164V162H206ZM225 164V163H224ZM231 164V163H230ZM229 164V166H230ZM236 164V163H235ZM233 164V165H235ZM25 165V164H24ZM40 165V164H39ZM138 165V166H140ZM188 165V164H187ZM203 165V162H202ZM241 165V164H240ZM243 165V164H242ZM256 165V164H255ZM258 165V164H257ZM41 166V165H40ZM134 168V165H132ZM149 166V164H148ZM155 167L158 165H154ZM177 166V164H176ZM263 167V165H260ZM23 167V166H22ZM20 167V168H22ZM160 167V166H159ZM175 167V166H174ZM186 167V166H185ZM188 167V166H187ZM205 167V164H204ZM258 167V166H257ZM138 167H136L137 169ZM152 168V167H151ZM164 168V167H163ZM219 168V167H218ZM248 168V167H247ZM264 168V167H263ZM23 169V168H22ZM187 169V168H186ZM222 169V168H221ZM250 169V168H248ZM158 170V169H156ZM175 171V168L173 169ZM172 170V171H173ZM253 172V169H251ZM255 170V169H254ZM259 171V167L257 169ZM127 171V170H126ZM129 171V170H128ZM127 171V172H128ZM153 171V170H152ZM173 171V172H174ZM250 171V170H249ZM260 171H262L260 169ZM89 172V173H88ZM176 172V171H175ZM184 172V171H183ZM219 172V171H218ZM222 172V171H221ZM223 172H225L223 170ZM231 172V171H230ZM256 172V171H255ZM16 173V172H15ZM14 173V174H15ZM41 173V172H40ZM192 174V172H190ZM190 173L188 174L187 171L185 174L190 175ZM194 173V172H193ZM232 173V172H231ZM230 173V174H231ZM235 173V172H233ZM237 173V172H236ZM260 173V172H259ZM263 173V171H262ZM19 174V173H18ZM127 174V173H126ZM148 174H151L150 171ZM162 174L163 172L160 171V169L158 170L155 178L151 179L153 180V183L155 185L157 184H162ZM183 174V173H182ZM202 174V173H201ZM204 174V173H203ZM221 174V173H220ZM242 174H244L242 172ZM261 174V173H260ZM169 174V179L170 178ZM187 175V176H188ZM193 175H196L193 174ZM192 175V176H193ZM234 175V174H233ZM240 175V174H239ZM263 174H261L262 177ZM34 176H36L34 174ZM138 176V175H137ZM177 176V175H176ZM191 176V177H192ZM203 175H201L202 177ZM206 176V175H205ZM208 176V175H207ZM235 176V175H234ZM238 176V175H236ZM241 176V175H240ZM247 176V175H245ZM260 176V175H258ZM179 177V176H177ZM243 177V176H242ZM251 177V176H250ZM186 178V177H185ZM188 179V177H187ZM187 179L185 181H187ZM192 179V178H191ZM189 178V180H191ZM204 179V178H203ZM207 179V178H206ZM258 179V178H257ZM184 180V179H182ZM230 181L232 180L231 178L229 179ZM228 180V181H229ZM244 180V179H243ZM260 180V179H259ZM167 181V180H166ZM165 181V182H166ZM176 181V180H175ZM184 181V182H185ZM264 181V180H262ZM78 182H81L82 189H77L74 187V185ZM126 182V183H125ZM168 182V181H167ZM216 182V181H215ZM214 182V183H215ZM220 182V181H219ZM150 184L152 182H147V184ZM169 183V182H168ZM168 183H164V184H168ZM179 183V182H176ZM186 183V182H185ZM188 184L190 182H187ZM186 183V184H187ZM206 183V182H205ZM213 183V181H212ZM220 183L223 184V182L221 181ZM148 184V185H149ZM153 184V185H154ZM163 184V186H164ZM171 183H169L170 185ZM184 184V185H186ZM209 184H211V182H209ZM126 185V187L129 188V191H127L126 193L123 192L121 190V187ZM173 185V184H171ZM170 185V186H171ZM197 187L198 184H196ZM225 185V183L223 184ZM230 185V184H229ZM177 186V185H176ZM189 185H186V187ZM195 186V185H193ZM208 186V185H207ZM155 187V186H154ZM178 187V186H177ZM212 187V186H211ZM75 188V189H74ZM152 188V187H151ZM165 188V187H164ZM163 188V189H164ZM168 188V187H167ZM176 188V187H175ZM192 188V187H191ZM202 188V187H201ZM200 188V189H201ZM177 189V188H176ZM199 189V188H198ZM188 191V188L186 189ZM154 191V189H153ZM171 191V190H170ZM186 191V192H187ZM128 192L131 193V196L128 194ZM157 192V191H156ZM172 192V191H171ZM201 192V191H199ZM151 193V192H150ZM153 193V192H152ZM260 193V192H259ZM149 194V193H148ZM197 194V193H196ZM202 194V193H201ZM262 194V193H261ZM136 195V197L132 199V197ZM154 195V194H153ZM189 195V194H187ZM260 195V194H259ZM156 196V195H155ZM190 196V195H189ZM205 196V195H203ZM203 196H201V198L203 199ZM149 197V196H148ZM191 197V196H190ZM198 197V196H197ZM208 197V196H207ZM206 197V198H207ZM261 197V195H260ZM92 198L94 199H101L103 201L104 204H106L108 206V210L107 212H103L102 209H98L97 207L94 206ZM156 198V197H154ZM153 198V199H154ZM193 198V197H192ZM149 199V198H147ZM152 199V198H150ZM151 202H155V201ZM195 199V198H193ZM201 199V200H202ZM209 200L212 198H208ZM199 200V199H198ZM200 200V201H201ZM204 200V199H203ZM260 200V199H259ZM259 200H257L259 202ZM262 200V197H261ZM264 200V199H263ZM215 201V199H214ZM219 201V200H218ZM234 201V200H233ZM149 202V201H147ZM195 202H198L197 200ZM202 202V201H201ZM143 203V202H142ZM150 203V202H149ZM148 203V204H149ZM185 203V202H184ZM194 203V202H193ZM208 203V202H207ZM210 203V201H209ZM238 203V202H236ZM240 203V202H239ZM261 203V202H259ZM141 204V203H140ZM153 204V203H152ZM151 204V205H152ZM204 205V202L202 203ZM211 204V203H210ZM214 204V203H213ZM142 205V204H141ZM165 206H167L166 204H164ZM195 205V204H194ZM199 205L196 203V206ZM217 205V204H216ZM242 206V204H238V207L240 208V206ZM262 205V204H261ZM144 206V205H143ZM190 206V205H189ZM201 206V205H200ZM206 206V205H204ZM210 206V205H209ZM212 206V204H211ZM210 206V208H212ZM232 206V205H231ZM230 206V207H231ZM245 206V205H244ZM242 206V207H244ZM146 204H145V206ZM150 207V205H149ZM213 207H215L216 210V206L214 205ZM234 207H236L234 205ZM247 207V206H246ZM256 207H261L260 204L259 206ZM151 208V207H150ZM191 208V207H189ZM199 208V207H197ZM209 208V207H208ZM245 208V207H244ZM248 208V207H247ZM246 208V209H247ZM251 208V207H250ZM263 208V207H261ZM142 209V208H141ZM186 209V208H184ZM200 209H205L203 206H201ZM214 209V208H212ZM243 209V208H242ZM241 209V210H242ZM127 210V208H126ZM125 210V212H127ZM206 210V209H205ZM214 210V211H215ZM240 210V209H239ZM151 211V210H150ZM199 211V210H197ZM207 211V210H206ZM212 210H210L211 212ZM219 211V210H218ZM217 211V212H218ZM264 211V210H263ZM153 212H155L153 210ZM221 212V211H219ZM231 212V211H230ZM234 214L236 212H231V214ZM240 213V212H238ZM94 214H100L101 216L103 215L104 217H106V224L104 225L103 222L101 220H97ZM119 214V213H118ZM128 214V212H127ZM131 214V213H129ZM201 214V216L199 215ZM204 214V212H203ZM241 214V213H240ZM247 213H245L246 215ZM259 214V213H258ZM236 215V214H235ZM238 215V214H237ZM241 215H244V213H242ZM257 216V214H255ZM260 215V214H259ZM258 215V216H259ZM99 216V215H98ZM123 216V215H122ZM121 216V217H122ZM127 216V215H126ZM125 216V217H126ZM130 216V215H129ZM233 216V215H232ZM120 217V218H121ZM235 217V216H233ZM250 217V216H248ZM260 217V216H259ZM100 218V216H99ZM102 218V217H101ZM262 218H264V215L262 216ZM124 219V218H123ZM129 219V217H128ZM226 219V218H225ZM256 219V217H255ZM261 219V218H260ZM104 220V219H103ZM177 220V219H176ZM204 220V221H203ZM263 220V219H262ZM148 221V222H147ZM201 221L202 223L204 222V226H206L207 229H204L203 225L201 226ZM255 221V220H252ZM250 221V222H252ZM259 221V220H258ZM193 223V229L188 230L184 223ZM225 222V220H224ZM249 222V223H250ZM257 222V221H256ZM223 223V221H222ZM231 223V222H229ZM239 223V222H238ZM248 223V222H245ZM244 223V224H245ZM248 223V224H249ZM258 223V222H257ZM111 225L112 226V233L108 232L107 229V225ZM226 224V223H225ZM243 224V223H241ZM243 224V225H244ZM247 224V225H248ZM253 224V223H252ZM259 224V225H258ZM258 228H260L259 226L263 227V223L260 224V222L258 223ZM156 226V228H158V231L156 232V234H154V236L151 238H147L146 235H144V230L146 229V226ZM226 225H230V227L232 228L231 224H227ZM238 225V224H237ZM254 226H256L255 224H253ZM188 226V225H187ZM246 226V225H245ZM250 226V224H249ZM236 227V226H235ZM238 227V226H237ZM189 228H192L189 227ZM234 228V227H233ZM232 228V229H233ZM242 228V227H241ZM264 228V227H263ZM225 229V230H224ZM228 229V227H227ZM236 229V228H234ZM14 230L16 231V233H14ZM244 230V229H242ZM81 234L82 239L84 241L85 246H79L78 247V254H74L69 247V241L72 240L74 237H76V235ZM149 232V231H148ZM229 233H231V231H229ZM236 233V232H235ZM244 233V232H243ZM233 234V233H232ZM236 234H239L238 232ZM225 235V234H223ZM234 235V234H233ZM244 235V234H242ZM226 236V235H225ZM239 237V236H238ZM242 237V236H241ZM225 239H228L227 237ZM226 241V240H225ZM239 241H241L239 239ZM235 242V241H234ZM79 243V242H78ZM219 243V242H218ZM226 243V242H225ZM237 243V242H236ZM235 243V245H236ZM242 243V242H241ZM240 243V244H241ZM227 244V243H226ZM233 244V243H232ZM239 244V243H238ZM247 244V243H244ZM243 244V245H244ZM249 244V243H248ZM247 244V247H248ZM215 246V245H213ZM230 246V244H229ZM233 246V245H232ZM221 247V246H219ZM218 247V248H219ZM225 247V244H224ZM231 247V246H230ZM236 247V246H235ZM239 247V246H238ZM227 248V247H226ZM234 248V247H233ZM220 249V248H219ZM218 249V250H219ZM225 248H223L224 250ZM237 250V249H236ZM256 256L255 258L258 260V262H261L260 264H264V247H260V244L256 245ZM222 251V250H221ZM227 253V252H226ZM210 255V253H209ZM230 255V254H229ZM228 256V253H227ZM254 256L253 255H249L247 256L246 260H245V264H252V258ZM209 258V257H208ZM214 258V257H212ZM205 263V261H204ZM208 264V262H207ZM213 264V261H212ZM243 264V263H240Z\"/></svg>",
  "mask_w": 264,
  "mask_h": 264
}]
</instances>
